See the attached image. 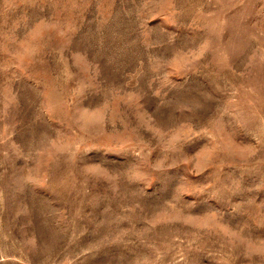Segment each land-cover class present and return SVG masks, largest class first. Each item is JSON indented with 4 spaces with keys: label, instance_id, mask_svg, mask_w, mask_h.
Instances as JSON below:
<instances>
[{
    "label": "rangeland",
    "instance_id": "rangeland-1",
    "mask_svg": "<svg viewBox=\"0 0 264 264\" xmlns=\"http://www.w3.org/2000/svg\"><path fill=\"white\" fill-rule=\"evenodd\" d=\"M0 264H264V0H0Z\"/></svg>",
    "mask_w": 264,
    "mask_h": 264
}]
</instances>
